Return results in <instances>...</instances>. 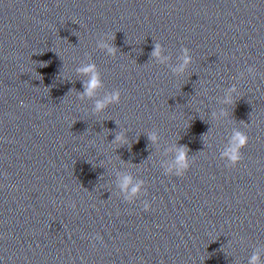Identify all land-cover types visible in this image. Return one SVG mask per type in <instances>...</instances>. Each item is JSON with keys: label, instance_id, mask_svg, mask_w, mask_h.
<instances>
[{"label": "water", "instance_id": "water-1", "mask_svg": "<svg viewBox=\"0 0 264 264\" xmlns=\"http://www.w3.org/2000/svg\"><path fill=\"white\" fill-rule=\"evenodd\" d=\"M112 36L115 55L98 46ZM87 64L102 80L93 97ZM235 131L249 140L230 165ZM180 146L190 168L168 174ZM122 174L146 191L125 200ZM255 253L264 264V0H0V264Z\"/></svg>", "mask_w": 264, "mask_h": 264}, {"label": "clouds", "instance_id": "clouds-1", "mask_svg": "<svg viewBox=\"0 0 264 264\" xmlns=\"http://www.w3.org/2000/svg\"><path fill=\"white\" fill-rule=\"evenodd\" d=\"M109 39H114V36L100 40L98 46L100 48L106 49L109 54L115 55L116 48L109 42ZM153 56L156 57L160 63H167L169 59V57L162 55V47L160 44H156L153 51ZM178 61L179 62L173 68V71L176 73H183L192 61V57L189 54V50L187 48L182 50V54L179 56ZM78 71L89 76V79L85 85V92L81 94V97L95 96L97 90L102 87V80L96 66L94 64H87L79 68ZM253 71V68H248L249 73H252ZM230 91H236L235 87H233ZM120 99L121 92L119 90L113 91L105 95L102 99L96 100L94 112H102L110 104L119 103ZM226 102H231L230 96L226 98ZM115 139L117 142H126L123 135L117 136ZM149 139L155 142L157 140V136L153 134L149 137ZM248 140L249 137L246 133L235 131L231 137L229 146L224 152L221 153V158L226 160L230 165H236L242 158L241 150L246 147ZM173 150L176 153L175 160L172 163L165 165V171L168 174L182 176L191 165V161L188 156V149L185 146H180ZM144 184L145 181L143 180L134 181L131 175L122 174L118 178L117 187L125 200L133 201L142 192L146 191L144 189ZM144 207L146 210L150 207L147 201L144 202ZM249 264H260L259 253L252 255Z\"/></svg>", "mask_w": 264, "mask_h": 264}]
</instances>
